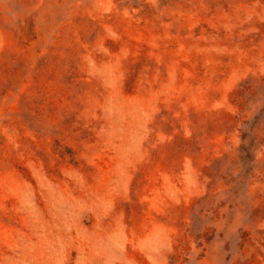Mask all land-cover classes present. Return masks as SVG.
<instances>
[{"label": "rangeland", "instance_id": "obj_1", "mask_svg": "<svg viewBox=\"0 0 264 264\" xmlns=\"http://www.w3.org/2000/svg\"><path fill=\"white\" fill-rule=\"evenodd\" d=\"M262 89L264 0H0V264H264Z\"/></svg>", "mask_w": 264, "mask_h": 264}, {"label": "trees", "instance_id": "obj_2", "mask_svg": "<svg viewBox=\"0 0 264 264\" xmlns=\"http://www.w3.org/2000/svg\"><path fill=\"white\" fill-rule=\"evenodd\" d=\"M262 93L264 95V89H262ZM258 95L260 96L261 94L258 93L256 88L247 86L241 87L236 93V102L240 112H244L249 105H254L257 102L256 98ZM262 121H264V119Z\"/></svg>", "mask_w": 264, "mask_h": 264}]
</instances>
